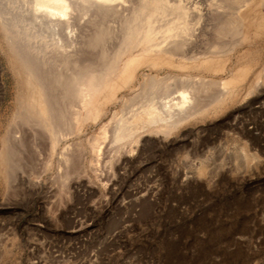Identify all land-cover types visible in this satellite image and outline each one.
Returning <instances> with one entry per match:
<instances>
[{"label": "bare ground", "instance_id": "1", "mask_svg": "<svg viewBox=\"0 0 264 264\" xmlns=\"http://www.w3.org/2000/svg\"><path fill=\"white\" fill-rule=\"evenodd\" d=\"M0 38L17 87L0 124V176L9 181L14 154L32 151L35 161L42 142L45 165L53 156L62 168L57 183L76 162L96 175L102 149L128 154L150 135L164 143L211 106L247 100L264 76L249 48L264 42V0H0ZM115 102L119 112L83 139V127Z\"/></svg>", "mask_w": 264, "mask_h": 264}, {"label": "rangeland", "instance_id": "2", "mask_svg": "<svg viewBox=\"0 0 264 264\" xmlns=\"http://www.w3.org/2000/svg\"><path fill=\"white\" fill-rule=\"evenodd\" d=\"M254 46L251 56L263 70L264 42ZM2 53L4 127L17 87ZM119 103L86 124L83 139L116 107L118 113ZM142 137L128 154L102 149L110 156L101 151L96 175L86 163L81 172V162L69 166L67 183L55 180L62 170L53 156L45 165L46 142L35 161L32 151L15 153V185L10 174L11 181L0 176V264H264V76L247 100L211 106L165 144ZM28 158L38 165L32 169Z\"/></svg>", "mask_w": 264, "mask_h": 264}]
</instances>
